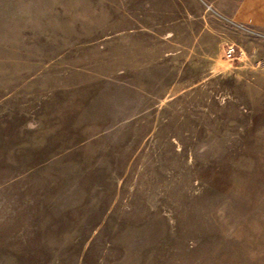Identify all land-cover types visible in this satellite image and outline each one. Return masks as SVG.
Listing matches in <instances>:
<instances>
[{"label": "rangeland", "instance_id": "374dc122", "mask_svg": "<svg viewBox=\"0 0 264 264\" xmlns=\"http://www.w3.org/2000/svg\"><path fill=\"white\" fill-rule=\"evenodd\" d=\"M238 1L0 0V264H264Z\"/></svg>", "mask_w": 264, "mask_h": 264}, {"label": "crops", "instance_id": "0c3cea01", "mask_svg": "<svg viewBox=\"0 0 264 264\" xmlns=\"http://www.w3.org/2000/svg\"><path fill=\"white\" fill-rule=\"evenodd\" d=\"M232 18L238 24L254 26L264 32V0H239Z\"/></svg>", "mask_w": 264, "mask_h": 264}, {"label": "built area", "instance_id": "2783aa9c", "mask_svg": "<svg viewBox=\"0 0 264 264\" xmlns=\"http://www.w3.org/2000/svg\"><path fill=\"white\" fill-rule=\"evenodd\" d=\"M233 51H234V48H233V47H229V48L226 50V55H227L228 57H231Z\"/></svg>", "mask_w": 264, "mask_h": 264}]
</instances>
